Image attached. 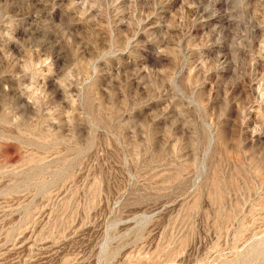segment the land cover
Wrapping results in <instances>:
<instances>
[{"label": "rangeland", "instance_id": "obj_1", "mask_svg": "<svg viewBox=\"0 0 264 264\" xmlns=\"http://www.w3.org/2000/svg\"><path fill=\"white\" fill-rule=\"evenodd\" d=\"M0 264H264V0H0Z\"/></svg>", "mask_w": 264, "mask_h": 264}]
</instances>
